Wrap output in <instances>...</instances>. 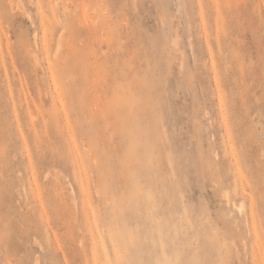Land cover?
Wrapping results in <instances>:
<instances>
[{
  "label": "rangeland",
  "instance_id": "obj_1",
  "mask_svg": "<svg viewBox=\"0 0 264 264\" xmlns=\"http://www.w3.org/2000/svg\"><path fill=\"white\" fill-rule=\"evenodd\" d=\"M13 1L0 264H264V0Z\"/></svg>",
  "mask_w": 264,
  "mask_h": 264
},
{
  "label": "bare ground",
  "instance_id": "obj_2",
  "mask_svg": "<svg viewBox=\"0 0 264 264\" xmlns=\"http://www.w3.org/2000/svg\"><path fill=\"white\" fill-rule=\"evenodd\" d=\"M13 2H14L13 0H8V3H10V4L13 3ZM239 207H241V206H239Z\"/></svg>",
  "mask_w": 264,
  "mask_h": 264
}]
</instances>
